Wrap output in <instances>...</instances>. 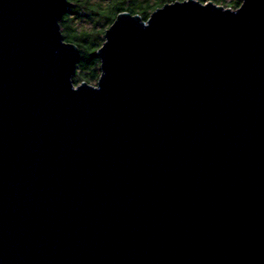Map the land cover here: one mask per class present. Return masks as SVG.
Returning <instances> with one entry per match:
<instances>
[{
	"label": "water",
	"instance_id": "obj_1",
	"mask_svg": "<svg viewBox=\"0 0 264 264\" xmlns=\"http://www.w3.org/2000/svg\"><path fill=\"white\" fill-rule=\"evenodd\" d=\"M65 0H0V264H264V0L119 14L74 86Z\"/></svg>",
	"mask_w": 264,
	"mask_h": 264
},
{
	"label": "trees",
	"instance_id": "obj_2",
	"mask_svg": "<svg viewBox=\"0 0 264 264\" xmlns=\"http://www.w3.org/2000/svg\"><path fill=\"white\" fill-rule=\"evenodd\" d=\"M185 0H65L58 18L59 30L66 43L78 49L74 86L90 84L100 77V60L96 52L104 42L105 31L124 12L138 15L147 22L151 14L164 5ZM203 4L212 2L224 9L236 11L242 0H197ZM79 23L82 24L80 28ZM86 26H90L89 30Z\"/></svg>",
	"mask_w": 264,
	"mask_h": 264
},
{
	"label": "rangeland",
	"instance_id": "obj_3",
	"mask_svg": "<svg viewBox=\"0 0 264 264\" xmlns=\"http://www.w3.org/2000/svg\"><path fill=\"white\" fill-rule=\"evenodd\" d=\"M218 6L223 7V6H221V5H218ZM81 26H83V25L79 23V26H78V27L80 28ZM89 28H90V26H86V29H87V30H89ZM73 45H74V44H73ZM98 79H99V77H98ZM98 79H96L94 82H91L89 85H91V86H96V85H97V82H98Z\"/></svg>",
	"mask_w": 264,
	"mask_h": 264
}]
</instances>
